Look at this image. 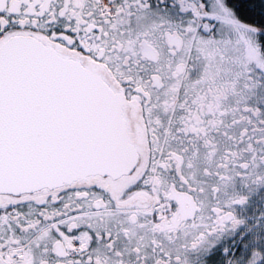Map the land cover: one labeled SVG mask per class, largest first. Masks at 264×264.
<instances>
[{"label": "snow or ice", "instance_id": "snow-or-ice-1", "mask_svg": "<svg viewBox=\"0 0 264 264\" xmlns=\"http://www.w3.org/2000/svg\"><path fill=\"white\" fill-rule=\"evenodd\" d=\"M0 264H264V0H0Z\"/></svg>", "mask_w": 264, "mask_h": 264}]
</instances>
